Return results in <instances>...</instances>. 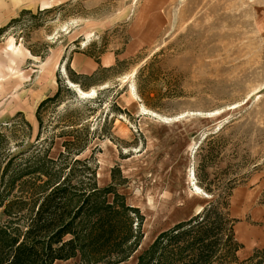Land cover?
<instances>
[{
    "label": "rangeland",
    "instance_id": "obj_1",
    "mask_svg": "<svg viewBox=\"0 0 264 264\" xmlns=\"http://www.w3.org/2000/svg\"><path fill=\"white\" fill-rule=\"evenodd\" d=\"M141 2L0 0V27L21 19L0 38V126L23 112L34 140L37 107L59 77L68 80L67 66L113 67L77 96L92 100L101 133L82 155H93L98 186L114 184L142 216H133L140 245L117 264H136L158 233L198 213L222 187H234L230 210L245 260L264 249V0H174L159 26L133 28L143 22ZM48 7L57 8L39 13ZM23 9L33 15L20 17ZM144 30L149 40H135ZM155 54L157 80L149 81L148 70L137 73ZM141 86L167 92L159 109L142 101ZM253 263L264 264V254ZM53 264L86 263L78 254Z\"/></svg>",
    "mask_w": 264,
    "mask_h": 264
},
{
    "label": "trees",
    "instance_id": "obj_2",
    "mask_svg": "<svg viewBox=\"0 0 264 264\" xmlns=\"http://www.w3.org/2000/svg\"><path fill=\"white\" fill-rule=\"evenodd\" d=\"M56 8H43L39 13ZM25 14L33 15V11L23 9L20 17ZM16 22L21 19L13 18L0 27V38ZM29 49L42 59L47 56V52ZM157 56L137 74L145 75L148 70L146 79L157 80ZM97 62L100 66L91 74L67 66L68 80L59 77L56 92L37 107L39 127L34 140H30L33 126L23 112L0 126V218L18 221L5 224L0 220V264H53L78 254L86 264H117L140 245L142 234L133 223V216L142 218L139 208L127 204L114 184L99 187L93 155L82 156L101 133L98 136V126L92 125L96 118L92 100L80 101L78 89L86 92L100 84L99 75L113 68ZM100 94L101 90L95 97L98 102ZM165 96L167 92L156 86L140 88L142 101L151 108L159 109L156 101ZM70 98L78 101L74 107L68 104ZM62 105L66 107L59 110ZM50 108L56 112L46 119ZM58 141L61 150L54 157ZM218 189L198 213L158 233L136 264H254L264 249L255 250L245 260L239 258L243 244L237 240L238 220L230 210L234 187Z\"/></svg>",
    "mask_w": 264,
    "mask_h": 264
},
{
    "label": "crops",
    "instance_id": "obj_3",
    "mask_svg": "<svg viewBox=\"0 0 264 264\" xmlns=\"http://www.w3.org/2000/svg\"><path fill=\"white\" fill-rule=\"evenodd\" d=\"M174 0H142L140 4V12L139 16H141V19H143V22H141V20H135L134 24H133V28L136 26L139 27H144V26H149V27H155V26H159V24L165 19L167 13L169 12V8L171 3ZM137 19H139V17H137ZM137 37L138 41H147L148 39V35L147 32L141 31L140 36L138 37V34L133 32V37ZM112 63H114V61L110 60L108 65H112ZM104 65V64H103ZM98 67V66H97ZM96 68H92V69H88L86 67H84L83 65H81V67L78 68V72L80 73H86V74H91L93 73ZM253 234H257L254 233ZM262 234L264 235L263 231ZM251 248H254L256 246H250ZM264 247V246H261Z\"/></svg>",
    "mask_w": 264,
    "mask_h": 264
},
{
    "label": "water",
    "instance_id": "obj_4",
    "mask_svg": "<svg viewBox=\"0 0 264 264\" xmlns=\"http://www.w3.org/2000/svg\"><path fill=\"white\" fill-rule=\"evenodd\" d=\"M69 84H70L72 87H76V85L73 84V83H71V82H69ZM80 91H82V90L80 89ZM82 92H83V91H82Z\"/></svg>",
    "mask_w": 264,
    "mask_h": 264
},
{
    "label": "bare ground",
    "instance_id": "obj_5",
    "mask_svg": "<svg viewBox=\"0 0 264 264\" xmlns=\"http://www.w3.org/2000/svg\"><path fill=\"white\" fill-rule=\"evenodd\" d=\"M80 91V90H79ZM81 93H83L84 95H88L89 93L88 92H85V91H80Z\"/></svg>",
    "mask_w": 264,
    "mask_h": 264
}]
</instances>
